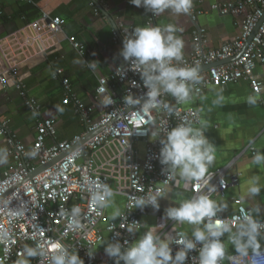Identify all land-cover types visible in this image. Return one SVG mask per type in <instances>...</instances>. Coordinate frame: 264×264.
<instances>
[{
	"label": "built area",
	"instance_id": "obj_1",
	"mask_svg": "<svg viewBox=\"0 0 264 264\" xmlns=\"http://www.w3.org/2000/svg\"><path fill=\"white\" fill-rule=\"evenodd\" d=\"M89 6L95 16H99L97 6L106 7L104 0H90ZM212 9L220 16H232L238 34L216 49L209 48L206 30L197 22L204 12L191 9L187 18L193 25L192 50L184 56L185 63L180 66L203 67L200 71L202 82L194 87L188 103H177L170 95L161 96V100L173 107L171 116L167 110L144 113L139 105L123 103V97L129 93L143 102L147 91L139 73L131 70L127 63L113 68L98 80L92 103L81 101L63 70L57 69L51 79L60 83L63 102L72 106L83 128L70 139L58 140L54 121L40 117L41 105L26 96V85L16 65H9L7 69L0 67V82L4 74H9L25 109L36 118L35 139L29 147L15 141L7 123L0 124V138L4 139L7 156L13 161L7 171L0 172V261L3 264H17L25 245L38 246L44 252L43 256L30 258L31 264H51L57 245L77 251L84 264H99L96 248L104 241L100 227L106 214L105 209L98 210L91 199L99 185H108L125 200L121 217L109 221L105 227L107 241L118 240L122 244L124 240L135 241L136 233L129 234L127 229H139L141 225H133V222L141 223V218L150 211H162L161 206L159 210L150 205L143 210L135 208L136 198L148 199L157 193L165 195L174 181L162 172L159 138L151 140L150 133L140 134L150 127L148 121L155 122L156 130L163 137L179 123L191 122L194 127H200L201 109L187 105L210 89L245 82L254 95L261 94L263 83L255 70L264 66V0H222ZM156 18L150 13L146 26H154ZM64 26L63 19L41 14L37 23L11 36L10 45L16 48L14 54L23 56L34 50L44 53L53 47L55 36L63 32ZM133 30L132 26L118 22L111 33V42L116 44L119 38L124 40ZM72 46L79 54L84 53L79 43H72ZM122 67L124 72L120 75ZM104 95H111L115 103L103 106ZM139 143L143 146L142 159L139 158ZM33 152L35 156L31 155ZM41 168L46 169L31 177ZM228 168L208 173L210 184L216 188L212 198L223 197L228 187L238 185L240 174L228 175ZM202 190L192 185L190 197ZM234 205L230 215L220 214V218L235 229L250 208L240 199L234 200ZM73 207L81 209L80 230L69 227L70 215H61L62 212L70 213ZM172 247L174 254L177 246ZM93 250L94 258L89 259L87 253ZM197 255L189 253L188 264H198ZM226 257L231 259L226 258L221 264H264V248L259 255L250 252L244 257L233 253ZM103 264H114V261L108 257Z\"/></svg>",
	"mask_w": 264,
	"mask_h": 264
},
{
	"label": "crops",
	"instance_id": "obj_2",
	"mask_svg": "<svg viewBox=\"0 0 264 264\" xmlns=\"http://www.w3.org/2000/svg\"><path fill=\"white\" fill-rule=\"evenodd\" d=\"M221 1L193 0L192 9L204 12L197 22L199 27L206 30L207 46L211 49L220 47L238 34V26L232 16H220L212 9ZM89 2L90 0H0V67L7 69L9 65H16L18 75L26 85V96L41 105L40 117L54 121L58 140L70 139L81 133L83 128L72 106L63 102L62 87L58 81L51 79L52 73L57 69L63 70L78 98L85 103H92L98 80L113 68L126 64L119 55L123 40H118L116 44L111 42V33L117 28L118 22L135 29L145 27L150 16L142 7H135L128 0H104L106 7L102 9L97 6L99 16H95ZM43 13L65 21L63 32L55 36L53 47L44 53L34 50L23 56L14 54L16 48L10 45L11 36L15 32L25 31L28 25L37 23ZM167 24H173L181 30L177 35L184 41V56L190 53L193 25L187 14L177 16L166 11L157 16L154 26ZM72 43H79L84 48V53L81 55L74 50ZM255 75L263 83L259 96L254 95L245 82H241L210 89L187 105L201 109L200 120L207 125L204 135L216 147L215 160L209 172L229 166L228 175L240 174L237 186L228 187L223 197L213 198L227 204V210L221 213L223 216L234 211L236 199H240L250 209L257 203L264 209V190L254 200L243 199L248 182L253 176L260 177L264 189V167L252 164L255 151L264 152V66H258ZM220 89H223L225 99L222 105H215L213 101ZM250 96L256 100L255 104L247 102ZM35 119L25 109L10 75L4 74L3 81L0 82V124L7 123L8 131L15 141L29 147L35 139ZM139 149V158L142 159L143 146L140 143ZM6 150L4 139L0 138V153ZM12 164V159L8 157L6 164H0V172L7 171ZM177 179L179 178H175L167 189L165 195L168 197L159 198L162 211H150L141 218L136 239L148 226L161 224L164 225L163 232H170L174 227L190 234V226H175L162 218L167 207L191 196L192 185L185 188L183 181L176 183ZM124 201L123 197L116 195L114 205L105 209L106 220L100 227L104 241H107L108 236L105 227L109 221L118 219L113 220L112 213L116 208L122 212ZM263 214L264 210L261 211L260 218ZM223 242L226 256L236 253L227 234L223 237ZM263 248L264 245L261 249ZM96 251L99 253V264H103L108 258L104 253V245L100 244Z\"/></svg>",
	"mask_w": 264,
	"mask_h": 264
},
{
	"label": "clouds",
	"instance_id": "obj_3",
	"mask_svg": "<svg viewBox=\"0 0 264 264\" xmlns=\"http://www.w3.org/2000/svg\"><path fill=\"white\" fill-rule=\"evenodd\" d=\"M137 8H143L152 16H159L166 11L174 15L189 14L193 0H128ZM181 31L173 24L164 26L136 27L123 40V46L119 52L123 61L130 69L139 73L143 86L147 89L143 102L131 93L123 97V103L128 106L139 105L144 113L163 109L171 116L174 109L168 103L161 100V96L170 95L177 103H188L192 100L193 89L202 82L199 66H180L184 61V41L177 35ZM124 69L121 68L123 75ZM135 87V81L132 82ZM102 92L108 91L101 89ZM223 89L217 91L215 105H222L225 97ZM249 104H255L253 97H248ZM115 101L111 95H104L101 104L105 107L113 105ZM150 127L140 134L150 133V139L159 138L161 145L159 151V163L163 166L162 172L171 178H179L176 183L183 181L184 187L195 185L204 189L190 198H182L174 206L165 209L163 219L171 221L175 226H190L188 231L177 232L172 227L170 232H163V224L148 226L138 239L123 244L117 241H104V253L114 261V264H188L189 253H197L198 264H221L226 258V248L223 237L227 234L228 240L239 256L247 257L249 253L259 255L262 241H264V219L260 213L262 207L255 204L240 219L238 226H233L220 214L227 210V204L218 202L212 198L216 191L215 185L210 184L209 169L215 160L216 147L204 135L207 125L200 122V127H194L191 122L177 124L161 137L156 130L155 122L148 121ZM35 156V153H31ZM8 156L6 152L0 153V164H6ZM252 164L264 167V152L255 151ZM259 176H253L248 182L246 195L243 199L254 200L262 192ZM108 185H99L92 193V202L98 210L110 208L114 205V197L117 195ZM168 197L157 193L145 199L136 198L135 208L143 210L151 206L159 210V198ZM61 215H70L69 227L80 230L81 209L73 207ZM122 213L116 208L112 213L115 220ZM133 225L141 223L133 222ZM129 234L140 231L136 227L127 229ZM119 236V234H117ZM173 245L177 250L173 254ZM95 250L87 253L89 259L94 258ZM44 252L37 246L25 245L20 253L17 264H31L30 258L43 256ZM3 264V261H0ZM51 264H84L77 251L57 245L51 256Z\"/></svg>",
	"mask_w": 264,
	"mask_h": 264
},
{
	"label": "water",
	"instance_id": "obj_4",
	"mask_svg": "<svg viewBox=\"0 0 264 264\" xmlns=\"http://www.w3.org/2000/svg\"><path fill=\"white\" fill-rule=\"evenodd\" d=\"M119 40H122V39L119 38ZM199 69H200V71H201V70H203L204 68L201 67V68H199ZM56 161H58V160H56ZM56 161H54V162H52L51 164H49V166L52 165L53 163H55ZM49 166H48V167H49ZM44 169H46V168H41V169L37 170L35 173H33V174L31 175V177H32L33 175H36V174L42 172Z\"/></svg>",
	"mask_w": 264,
	"mask_h": 264
}]
</instances>
